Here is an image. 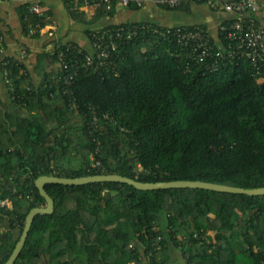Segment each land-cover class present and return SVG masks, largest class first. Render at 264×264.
I'll return each mask as SVG.
<instances>
[{
    "label": "trees",
    "instance_id": "1",
    "mask_svg": "<svg viewBox=\"0 0 264 264\" xmlns=\"http://www.w3.org/2000/svg\"><path fill=\"white\" fill-rule=\"evenodd\" d=\"M11 3L29 36L28 4ZM114 6L98 12L112 15ZM60 42L36 57L38 86L23 61H0L12 106L0 101V201L11 205L0 208V264L29 211L45 206L34 184L41 176L264 188V72L258 80L249 60L208 71L175 44L141 34L99 69L77 52L90 49ZM44 190L53 212L34 217L14 264H174L175 252V264H264V195L107 182Z\"/></svg>",
    "mask_w": 264,
    "mask_h": 264
},
{
    "label": "built area",
    "instance_id": "2",
    "mask_svg": "<svg viewBox=\"0 0 264 264\" xmlns=\"http://www.w3.org/2000/svg\"><path fill=\"white\" fill-rule=\"evenodd\" d=\"M19 1L28 4V12L34 16V24L28 26L29 36L45 35L49 43V51H57L62 44L55 35V29L46 24L50 21L41 9L44 0H0ZM71 3L72 10L80 14H89L91 10H98L105 6L109 9L115 4L120 7L142 8L146 4L167 10H175L180 6L195 2L205 4L212 10L226 14L218 23L219 37L214 40L204 27L177 26L172 28L161 27L153 23H129L123 26L104 27L89 31L87 37L90 43V52L83 55L86 65L106 69L111 65L113 55L118 51L119 45L132 41L141 34H152L162 41L175 44L192 64L204 65L208 71L216 70L224 62L232 64L235 60L246 58L251 63L258 80L264 72V27L256 19L258 0H66ZM36 19V20H35ZM38 19V20H37ZM45 22L43 26L40 20ZM3 34L0 36V54L3 52ZM70 45L65 46L69 52ZM58 60L62 61L63 55L58 51ZM27 58L26 51L20 50L16 62ZM209 60L210 63H207ZM0 64V77L10 87L7 79L8 71ZM10 208V202L0 201V208Z\"/></svg>",
    "mask_w": 264,
    "mask_h": 264
},
{
    "label": "crops",
    "instance_id": "3",
    "mask_svg": "<svg viewBox=\"0 0 264 264\" xmlns=\"http://www.w3.org/2000/svg\"><path fill=\"white\" fill-rule=\"evenodd\" d=\"M258 8L255 17L264 27V0H258ZM41 9L50 18V21L46 24L55 29V35L59 40L72 42L88 51L90 44L85 32L101 29L108 25L153 23L167 28L203 26L209 35L217 40L219 37L218 23L226 18V14L223 12L212 10L205 4L194 2L184 4L175 10H167L150 4H146L140 9L132 6L120 7L116 5L113 8L112 15L106 12H98V10H91L89 14L79 15L75 19L69 15L64 0H44ZM0 31L4 38L0 61L5 57H17L22 49L27 50L29 56L23 61L25 69L30 76V82L38 86L41 78L33 68H35L37 62L36 57L48 51L50 43L48 38L45 35H24L17 5L11 2H0ZM53 68L55 69L53 65L48 63L45 65L47 72H50ZM9 95L8 86L0 77V101L10 107ZM19 113H23V110L21 109ZM103 195L108 196L106 192Z\"/></svg>",
    "mask_w": 264,
    "mask_h": 264
},
{
    "label": "water",
    "instance_id": "4",
    "mask_svg": "<svg viewBox=\"0 0 264 264\" xmlns=\"http://www.w3.org/2000/svg\"><path fill=\"white\" fill-rule=\"evenodd\" d=\"M120 183L133 187L136 190L142 191H155V190H173V189H192V190H205L218 193L246 195V196H263L264 188L255 189H242L227 185L212 184L200 181H174V182H157V183H141L131 180L119 175H94L80 178H58L54 176H41L35 180V187L39 195L44 199L45 206L41 208H33L27 214L22 233L15 244V247L10 254L5 264H14L18 254L24 246L26 237L28 235L30 226L35 216L37 215H50L53 212V200L44 190L47 184H57L63 186H82L92 183Z\"/></svg>",
    "mask_w": 264,
    "mask_h": 264
},
{
    "label": "rangeland",
    "instance_id": "5",
    "mask_svg": "<svg viewBox=\"0 0 264 264\" xmlns=\"http://www.w3.org/2000/svg\"><path fill=\"white\" fill-rule=\"evenodd\" d=\"M26 55L28 56V54L26 53ZM14 57V56H13ZM33 68V67H32ZM34 69V68H33ZM2 228H3V226H2ZM174 255H172V260H173V263H174V261H180V253L179 252H175V253H173ZM182 261V260H181ZM175 262V263H176ZM174 263V264H175Z\"/></svg>",
    "mask_w": 264,
    "mask_h": 264
},
{
    "label": "clouds",
    "instance_id": "6",
    "mask_svg": "<svg viewBox=\"0 0 264 264\" xmlns=\"http://www.w3.org/2000/svg\"><path fill=\"white\" fill-rule=\"evenodd\" d=\"M195 3V2H194ZM190 27H192V26H190ZM104 28V27H103Z\"/></svg>",
    "mask_w": 264,
    "mask_h": 264
}]
</instances>
